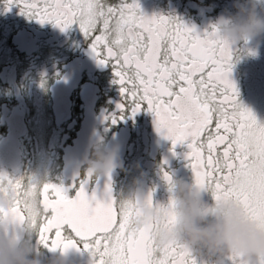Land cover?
<instances>
[{"label":"snow or ice","instance_id":"6c2138e0","mask_svg":"<svg viewBox=\"0 0 264 264\" xmlns=\"http://www.w3.org/2000/svg\"><path fill=\"white\" fill-rule=\"evenodd\" d=\"M4 4L6 11L13 7L12 0ZM20 10L29 20L61 31L78 24L97 64L114 61L113 83L124 99L116 105L112 123L142 110L151 113L155 130L172 142L173 150L186 144L184 158L197 187L215 200L235 201L264 223V126L239 103L230 80L236 56L231 45L217 40L213 30L201 37L176 18H146L138 0H53L42 8L29 2ZM161 172L170 186L172 176ZM91 178L88 174L74 185L75 195L69 198L63 186L28 176L19 197L20 178L0 174V192L14 191L12 214L20 224L30 223L38 244L49 251H79L82 245L93 264L97 257L99 264H200L181 244L157 248L153 225L133 228L134 205L112 198L110 184L105 186L107 200H98L95 192L89 195V183H95ZM147 200L153 202L152 192ZM228 260L245 264L238 257Z\"/></svg>","mask_w":264,"mask_h":264},{"label":"flooded vegetation","instance_id":"af4514ba","mask_svg":"<svg viewBox=\"0 0 264 264\" xmlns=\"http://www.w3.org/2000/svg\"><path fill=\"white\" fill-rule=\"evenodd\" d=\"M29 2L42 8L53 0H12L13 7L7 11L6 0H0V174L20 178L19 197L24 196L30 176L63 186L72 198L73 186L87 177L85 161L91 156V145L102 141L115 154L117 167L107 176L91 178L95 183H89V195L95 192L98 200H107L105 186L110 184L112 198L120 200L140 181L144 195L152 192L154 203H167L162 168L175 179L193 181L184 158L186 144L173 150L172 142L157 133L153 115L146 110L113 124L110 117L124 99L113 83L114 61L105 67L97 64L78 24L61 31L51 23L29 20L20 10ZM232 2L138 0L146 18H176L201 37L213 30L219 16L233 11ZM232 48L236 56L230 80L238 90L239 103L264 126V35ZM203 198L213 202L208 192ZM35 243L45 249L37 237ZM68 258L72 264H93L82 245L79 251L71 249ZM221 264L231 262L227 258Z\"/></svg>","mask_w":264,"mask_h":264},{"label":"clouds","instance_id":"9594fccd","mask_svg":"<svg viewBox=\"0 0 264 264\" xmlns=\"http://www.w3.org/2000/svg\"><path fill=\"white\" fill-rule=\"evenodd\" d=\"M232 9L215 21L217 40L234 46L264 35V0H233ZM85 162L87 175L94 179L117 167L115 154L102 141L91 145V156ZM166 186L167 203H149L140 181L122 198L134 205L133 228L154 226L157 248L181 244L200 264H221L228 257L241 258L245 264H264V223L253 220L235 201L212 198L211 204L205 202V191L194 180L172 177ZM15 202L14 191L0 192V264H72L68 254L73 248L50 251L51 255L37 248L36 230L28 222L20 224L11 212Z\"/></svg>","mask_w":264,"mask_h":264},{"label":"water","instance_id":"95a60500","mask_svg":"<svg viewBox=\"0 0 264 264\" xmlns=\"http://www.w3.org/2000/svg\"><path fill=\"white\" fill-rule=\"evenodd\" d=\"M73 257H74V255H73Z\"/></svg>","mask_w":264,"mask_h":264}]
</instances>
